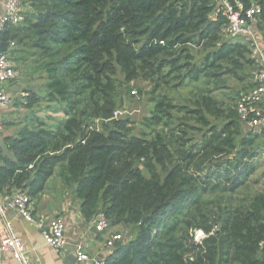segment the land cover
I'll use <instances>...</instances> for the list:
<instances>
[{
    "label": "trees",
    "instance_id": "1",
    "mask_svg": "<svg viewBox=\"0 0 264 264\" xmlns=\"http://www.w3.org/2000/svg\"><path fill=\"white\" fill-rule=\"evenodd\" d=\"M253 1L264 42V0ZM22 3V23L0 32L12 43L2 53L41 81L26 83L23 106L44 98L63 116L30 114L0 141V194L35 198L57 176L86 221L103 212L109 226L132 227L103 264H264V187L255 188L264 125L252 131L215 96L247 70L238 101L261 65L244 39H223L222 9L212 19V0ZM139 79L153 108L135 133L132 115L114 113L119 89ZM199 228L207 236L193 243Z\"/></svg>",
    "mask_w": 264,
    "mask_h": 264
},
{
    "label": "built area",
    "instance_id": "2",
    "mask_svg": "<svg viewBox=\"0 0 264 264\" xmlns=\"http://www.w3.org/2000/svg\"><path fill=\"white\" fill-rule=\"evenodd\" d=\"M215 4L212 12V19L215 13L222 9L223 15L227 18V23L223 29L225 35L230 38L243 37L251 47V56L258 60L261 68L255 72L254 81L257 83L252 89L242 94L236 103V112L240 121L254 132H259L264 125V112L257 106V103L264 98V49L258 43L256 36L257 19L263 11L260 4L253 0H212ZM247 1V3H246ZM24 5L22 0H4L3 12L0 15V32L6 25H20L24 19ZM17 76V71L10 61L8 55L0 52V106H5L10 102V96L6 93L4 85ZM118 114V111L114 113ZM30 198L24 192H16L4 202L2 212L7 208H12L25 220L33 223L40 229L44 242L56 249H61L65 243V221L60 217L47 219H37L31 212L29 205ZM95 231L102 232L109 227V220L103 212L97 213L90 221ZM216 229V228H214ZM213 229V230H214ZM202 229H196L192 235L193 243H200L206 237ZM121 234H112L106 241L108 248H113L116 242H120ZM10 253L13 259L20 264H30L27 258L28 250L24 241L16 233L13 226L7 223L0 236V264L1 254ZM74 255L77 264H103L88 255L80 241L75 244Z\"/></svg>",
    "mask_w": 264,
    "mask_h": 264
},
{
    "label": "crops",
    "instance_id": "3",
    "mask_svg": "<svg viewBox=\"0 0 264 264\" xmlns=\"http://www.w3.org/2000/svg\"><path fill=\"white\" fill-rule=\"evenodd\" d=\"M4 0H0V15L3 12ZM24 10V9H23ZM258 43L263 47L264 42L256 31ZM0 43H2L0 41ZM12 47V43L7 44V52ZM12 62V61H11ZM16 68V62H12ZM4 89L9 96L15 93L10 86V81L4 85ZM257 106L264 112V98L257 103ZM10 102L5 106H0V141L8 136L15 135V132L22 126L13 121V111L10 109ZM63 184L57 176L48 179L44 190L35 198H30V207L33 216L37 219L47 220L56 216H61L65 221L66 243L61 249H56L46 244L42 238L40 229L33 223L23 219L15 209L7 208L2 212V206L11 195L0 194V236L3 227L10 223L16 233L24 241L28 250L27 258L30 264H77L74 255V247L78 242H82L88 255L103 262L107 259L113 248L106 246L109 234L114 226H109L102 232L95 231L90 221H86L79 210V201L69 194L62 195ZM61 189V190H60ZM122 242V241H121ZM118 243V242H116ZM116 243L114 246H116ZM2 264H20L15 261L10 253L1 254Z\"/></svg>",
    "mask_w": 264,
    "mask_h": 264
},
{
    "label": "rangeland",
    "instance_id": "4",
    "mask_svg": "<svg viewBox=\"0 0 264 264\" xmlns=\"http://www.w3.org/2000/svg\"><path fill=\"white\" fill-rule=\"evenodd\" d=\"M223 39H229L226 35L223 36ZM243 37H236L234 39H230L231 41H244ZM196 58L200 57L201 53L197 49V51H194ZM29 62H19L16 63V68L15 70L17 71V76L15 77L14 80L10 82V86L15 90V93H12L10 96V109L13 111V121L17 122V124H22L24 125L26 122L27 117L30 114H33L35 116H38L40 118H44L47 123H53L57 119H59L61 116H63V113L60 112H54L53 106L54 104H50L48 101L44 100V98H40L36 104L33 105L32 108L26 109L22 103H25V90H26V83L29 81L30 85L34 88L37 89L38 86L41 83V81H35L33 79H29L27 77V74L29 73L30 65L28 64ZM240 75L243 76V80H237L234 78H229L228 79V88L218 90L215 92V96L226 103L227 105H233L236 104L237 101V96L234 94L238 92H243V88L249 85L250 83V78L249 75L247 74V70L243 72H240ZM141 87L143 88V94L138 96L137 90L138 88ZM129 89V91H128ZM150 90V86L147 84L145 81L135 80L132 83L127 84L125 87L122 89H119V98L122 101V104L119 106L118 109V114H124L128 113L132 115L134 119V123L132 125L133 130L135 133H137L141 128H142V118L146 115H148L149 111L151 108H153L152 103L149 101V94H147V91ZM181 90V95L185 97L188 95L191 91V88H183ZM37 91V90H36ZM38 95L42 97L43 91H37ZM130 92V93H128ZM129 94L136 95L134 99L129 98ZM178 95V93H177ZM230 96H233L235 98L234 101L230 100ZM50 105V106H49ZM264 138H260V142L262 143V155L260 156L259 160V170L256 172L255 177L257 179H260V183L258 185H255L256 189H260L264 187ZM63 190H66L65 192L62 191V195L69 194L70 190L67 189L65 186H62ZM61 190V189H60ZM73 196V193H71V197ZM60 217L61 216H56ZM64 220V218H62ZM200 229V228H199ZM110 235H114L117 233L121 234V241H126L130 237H134V231H132V227L130 226H123V225H116L114 226L113 230L111 229Z\"/></svg>",
    "mask_w": 264,
    "mask_h": 264
},
{
    "label": "water",
    "instance_id": "5",
    "mask_svg": "<svg viewBox=\"0 0 264 264\" xmlns=\"http://www.w3.org/2000/svg\"><path fill=\"white\" fill-rule=\"evenodd\" d=\"M7 44H8L7 42L0 43V52L1 53L4 52V51H6ZM119 244H121V242L116 243V245H119Z\"/></svg>",
    "mask_w": 264,
    "mask_h": 264
}]
</instances>
